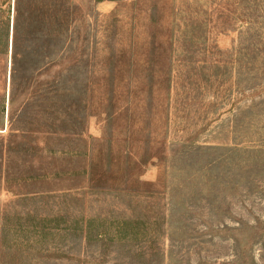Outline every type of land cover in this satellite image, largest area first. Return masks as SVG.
Returning <instances> with one entry per match:
<instances>
[{
  "label": "rangeland",
  "instance_id": "obj_1",
  "mask_svg": "<svg viewBox=\"0 0 264 264\" xmlns=\"http://www.w3.org/2000/svg\"><path fill=\"white\" fill-rule=\"evenodd\" d=\"M0 264H264V0H0Z\"/></svg>",
  "mask_w": 264,
  "mask_h": 264
},
{
  "label": "trees",
  "instance_id": "obj_2",
  "mask_svg": "<svg viewBox=\"0 0 264 264\" xmlns=\"http://www.w3.org/2000/svg\"><path fill=\"white\" fill-rule=\"evenodd\" d=\"M20 10H18V5L16 7V20L13 29V44H12V72L13 78L17 73V62L18 58L21 55L20 52V26H19V16ZM48 16V15H47ZM44 22H46V18L43 17ZM71 19L69 15L62 19L56 20L54 34L57 36V40L52 39L48 40L47 36H44L41 40V54L42 61H44L43 70L45 73V77H50L46 81L47 91L52 92L56 91L57 88L53 86V79L58 82L60 75H64V92L71 97L72 95V86L74 81L73 71H72V63H73V31L71 28ZM43 22V26L45 24ZM44 32V31H43ZM46 33V31H45ZM45 35V34H44ZM61 56L62 59L66 61L65 69L63 70L61 66ZM66 70V71H65Z\"/></svg>",
  "mask_w": 264,
  "mask_h": 264
}]
</instances>
